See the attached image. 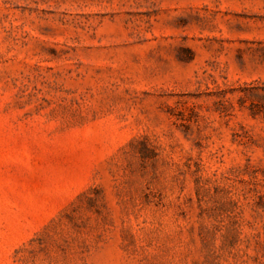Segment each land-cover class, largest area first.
I'll list each match as a JSON object with an SVG mask.
<instances>
[{"label": "rangeland", "instance_id": "374dc122", "mask_svg": "<svg viewBox=\"0 0 264 264\" xmlns=\"http://www.w3.org/2000/svg\"><path fill=\"white\" fill-rule=\"evenodd\" d=\"M264 0H0V264H264Z\"/></svg>", "mask_w": 264, "mask_h": 264}, {"label": "trees", "instance_id": "16d2710c", "mask_svg": "<svg viewBox=\"0 0 264 264\" xmlns=\"http://www.w3.org/2000/svg\"><path fill=\"white\" fill-rule=\"evenodd\" d=\"M257 96H259L260 98H264V95H258V94H257Z\"/></svg>", "mask_w": 264, "mask_h": 264}]
</instances>
